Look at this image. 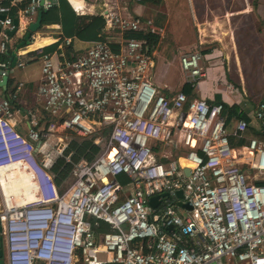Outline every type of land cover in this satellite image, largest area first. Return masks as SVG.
Returning a JSON list of instances; mask_svg holds the SVG:
<instances>
[{"label": "built area", "instance_id": "2783aa9c", "mask_svg": "<svg viewBox=\"0 0 264 264\" xmlns=\"http://www.w3.org/2000/svg\"><path fill=\"white\" fill-rule=\"evenodd\" d=\"M124 4L105 0L103 9L120 37L71 58L40 50L42 110L30 111L27 135L11 121L23 84L0 101V187L19 170L35 196L23 204L5 197L8 264H264V139L234 143L248 120L221 102L164 90L155 49L129 36L155 33L153 22ZM52 5L29 0L19 15L30 24ZM12 10L0 0L1 80L12 70L9 32L19 27ZM254 116L264 136V97ZM84 139L100 150L74 162L69 146ZM60 158L73 164L61 184L53 170Z\"/></svg>", "mask_w": 264, "mask_h": 264}, {"label": "crops", "instance_id": "0c3cea01", "mask_svg": "<svg viewBox=\"0 0 264 264\" xmlns=\"http://www.w3.org/2000/svg\"><path fill=\"white\" fill-rule=\"evenodd\" d=\"M9 1L13 7H18L19 10L24 8L23 6H27L29 2V0ZM46 1L51 2L53 4L52 6H61L63 2L62 0ZM120 1L123 4L125 3L123 0ZM129 1L130 3H128ZM104 2L105 0H65L63 11L65 13L71 12V14L75 12L74 23L69 33H66L64 29V25H66L67 22L64 24V17L61 12L60 21H53L48 24H43L42 22V27L37 32H33L34 37L32 36L33 38H30V40H26V35L29 32V25L31 23L27 24L26 19L19 15L18 10L19 27L15 32H9V50L4 55L6 60L10 62L12 70L8 79V84L5 86L0 84V101L11 97L17 85L19 83L23 84L19 92V99L12 101L15 106V113L11 120L16 129L22 134L27 135L28 133L30 111L40 110L41 112L42 110V105L37 96L41 84L42 63L40 60V50L58 42L62 38L64 42L61 41L58 50L51 52L56 59H63V56L71 58V55L86 50L96 41V39L93 38L95 30L93 28H87H90L89 23L90 21L92 22L94 18H105L103 15ZM128 2L124 5L129 6L128 8L131 14L149 15L147 6L142 5L143 2H140V0H128ZM191 2V6L189 7V22L185 18L183 22L186 31L189 29L191 46L194 48L196 47V51L198 52L202 51V54H205L203 57L205 56V58H212L215 60L213 63L210 62L212 63L210 67L207 65V68H209V79L207 78L208 80L199 82L197 89L194 87L193 91L198 97L217 101L216 96L220 95L222 100L230 106L235 104L240 105L241 110L249 117L248 121L250 122V127L248 130L252 129V132L262 135L257 128L258 122L254 116L255 108L253 109L251 107L253 105L243 103L239 98L234 100L232 97L235 96H231L232 90L228 87L221 89V93H219L215 87V83H213V79L220 75H238V79L243 80V77L247 75H255L257 78L264 81V2L257 7L253 2L250 3L248 0H237V5L232 4L231 0H191ZM49 8L46 9L48 10ZM230 17H232L235 25L241 29V31L237 32L238 34L232 31L234 35V46L230 49L232 51L228 50L222 41L225 34L224 23H226V20L230 21ZM146 20L148 21L150 19ZM99 23H101V21H99L98 24ZM105 26H107L106 22ZM96 30L98 31V37H102V39L107 38L110 32L108 27L107 32L106 28H97V26ZM65 34H67V36H65ZM157 34L160 36L159 32ZM238 37L242 39V43L240 41L238 42ZM38 38H41L39 40L51 39L52 41L44 43L40 47H32L33 44L37 42ZM66 39H71L69 45ZM169 44L172 45V42ZM210 48L213 49L210 50ZM156 52L155 49L154 53ZM200 58V56L195 58L197 60V66L194 68L199 67L198 59ZM253 58H256V61L251 63ZM18 61H23L26 65L21 67L18 65ZM205 63L209 64L208 62ZM154 79L164 90H175V88H177V84L174 80L173 84H169L162 77L160 65L157 70L156 78L154 75ZM186 83L187 82H185L183 86H185ZM196 90H198V93ZM213 90H216V93H213ZM45 120L49 121V118L45 117L42 123H45ZM252 137L257 136L253 135L249 137L248 134L245 136L247 141ZM183 162L187 163L185 160H183ZM14 174L20 175L22 184L30 180L22 171L16 170L9 175L14 176ZM4 181L5 187H7L9 181ZM1 188H3L4 191V187L2 186Z\"/></svg>", "mask_w": 264, "mask_h": 264}, {"label": "rangeland", "instance_id": "374dc122", "mask_svg": "<svg viewBox=\"0 0 264 264\" xmlns=\"http://www.w3.org/2000/svg\"><path fill=\"white\" fill-rule=\"evenodd\" d=\"M123 1L125 3L128 2V0ZM231 1L232 4L237 5V0ZM248 1L250 3L253 2L256 7L264 2V0ZM128 3H130V1ZM191 3V0H162L160 4L142 3V5L147 6L149 15L139 14L142 19L152 20L153 28L160 33L161 39L159 40V44L156 47L157 52L155 53V78L158 67L160 65L162 77L167 81V83L173 84L174 80L177 84V88H175L174 91L182 90L185 82L193 83L194 87H196L197 89V85L199 82L209 79V68H207V65H209L210 67L211 64L215 61L212 58L208 59L205 58V56L203 57V55L205 54H202V51L198 52L196 51V47L194 48L193 46H191L189 29L188 31H186L183 26V22L185 19L189 22V7L191 6ZM229 19L230 21L226 20V23H224L225 34L224 39L222 40L224 46L228 50L232 49L234 46V35L232 34V31H234V33L241 31L240 27H237V25H235L232 17H230ZM108 36L111 39H115L121 36V32L118 29H114L109 32ZM239 41L241 43L243 42L240 37H238V42ZM171 42L172 45L169 44ZM211 49L213 48H210V50ZM196 55L200 56L201 58L198 59L199 67L197 68V70L199 71V73L197 75H194L193 69L190 65H188V62L190 60H194ZM255 61L256 58H253L251 60V63H254ZM205 62H208L209 64H206ZM213 83H215V87L217 88L219 93H221V89L228 87L232 90L231 96L234 95L236 97H232L234 98V100H237V98H239L241 99V101H243V103L253 105L251 106L253 109L256 107L257 103L264 97V81L257 78V76L255 75H247L243 77V80L238 79V75H220L219 77L213 79ZM196 91L198 93V90ZM214 92L216 93V90H213V93ZM14 176L9 175L10 181L7 187H5V181L3 180L2 182L7 199L16 196L18 203H24L26 202V199L30 200L32 197H34V194H31V181L29 180L25 182V184H22L20 175L18 176L14 174ZM64 186H66V183L62 184L60 187L62 188ZM4 199L5 196L2 188L0 187V211L5 207ZM4 264H8L7 257H5Z\"/></svg>", "mask_w": 264, "mask_h": 264}, {"label": "trees", "instance_id": "16d2710c", "mask_svg": "<svg viewBox=\"0 0 264 264\" xmlns=\"http://www.w3.org/2000/svg\"><path fill=\"white\" fill-rule=\"evenodd\" d=\"M62 1L63 2L61 4V6H52L48 10H46V12H44L43 24H48V23H51L53 21H60V19H61L60 13L62 12L63 17H64V24H65V22H67V24L64 25V29H65L66 33H69V30L72 28L73 23H74V15H75L74 13L75 12H73V14H71V12L65 13L63 11V6L65 3V0H62ZM141 1L143 3L160 4L162 0H141ZM3 2L5 4H11L9 0L8 1L4 0ZM23 7H25V6H23ZM18 10H19L18 7H13V10H12L13 17H15V18L18 17ZM95 21H96L97 28L102 27V29H104L105 28V18H103V17L94 18L93 21L92 22L90 21V23H89L90 28L89 27L87 28V29L93 28L95 30L93 38L96 40H100V39H102V37H98V31L96 30ZM99 21H101V23L98 24ZM65 36H67V34H65ZM129 36L148 39L151 49H153L154 46H157L159 43V40H160V36L158 34H155V33L145 34L143 31L130 33ZM39 39H41V38H38L37 42L35 44H33L32 47H40L42 44L52 41L51 39H42V40H39ZM62 39H60L58 42H56L54 44H51V45L44 47L42 49L43 52L51 53V52L58 50V47H59L61 41L64 42ZM193 89H194V85L191 82H187L184 86V90L190 94L191 98L196 96V93H193ZM216 99L218 102H222L224 104L226 111H229L231 113V116L236 114L239 117H244L247 120H249V117L247 116V114L241 110L240 105L235 104L233 106H230L228 103L223 102L220 95H217ZM246 134H248L249 137L255 135L259 139H264L263 135H258L256 133L252 132V129H249ZM232 141L234 143L239 144V145H244L248 142L247 138L240 139V140H235L233 138ZM99 150H100V147L97 144H95L92 140H89V139H84L81 141L73 140L69 146L67 153H70L73 151L72 160L74 162H78L81 159L92 160L95 157V155L99 152ZM72 167H73V164L70 162H67V160L65 158L59 159L57 165L53 169L54 172L58 175L56 177V180L59 184H61V182L69 175ZM103 264H117V263L105 262Z\"/></svg>", "mask_w": 264, "mask_h": 264}, {"label": "water", "instance_id": "95a60500", "mask_svg": "<svg viewBox=\"0 0 264 264\" xmlns=\"http://www.w3.org/2000/svg\"><path fill=\"white\" fill-rule=\"evenodd\" d=\"M44 2H45V0H42V5H44ZM46 10H47L46 8H42L39 11L37 19L29 25V32L26 35V40H30V38L33 35V32H37L42 27L43 16H44V12H46ZM16 30H14L13 32H15ZM0 84L4 85V86L7 85L8 84V77H4L2 80L0 79ZM186 171L189 174L190 170L187 169ZM177 194L180 197H183V191L182 190H179L177 192ZM164 195H168V193H164ZM150 204L154 207H157L159 204V195L151 197L150 198ZM183 206L187 207V208H191V205L189 203H184ZM169 228L171 230L173 229L172 226H170ZM2 231H3V227H2V222L0 219V264H4V248H3Z\"/></svg>", "mask_w": 264, "mask_h": 264}, {"label": "clouds", "instance_id": "9594fccd", "mask_svg": "<svg viewBox=\"0 0 264 264\" xmlns=\"http://www.w3.org/2000/svg\"><path fill=\"white\" fill-rule=\"evenodd\" d=\"M140 2H142L141 0H140ZM42 8H46V7H42ZM41 8V9H42ZM134 15V14H133ZM136 16H139V17H141L140 15H136ZM142 18V17H141ZM145 21H146V19H144ZM105 22H106V19H105ZM105 28H106V31H107V26H105ZM143 31V30H142ZM144 32V31H143ZM145 33V32H144ZM146 33H148V32H146ZM145 33V34H146ZM149 33H152V32H149ZM155 34H157V32H155ZM101 40V39H100ZM154 49H156V46H154ZM198 56L196 55L195 56V58H197ZM194 58V60H190L189 61V63H191L190 64V66H191V68H193V74L194 75H197L198 73H199V71L197 70V68H194L195 66H197V60ZM194 85V84H193ZM183 90H184V87H183ZM193 93H195L194 91H193ZM189 94V93H188ZM190 95V94H189ZM195 97H198L197 95L195 96ZM195 97H193V98H195ZM201 98V97H200ZM203 98V97H202ZM209 100H211V99H209ZM218 102V101H217ZM224 102V101H223ZM222 103V102H221ZM236 115V114H235ZM242 118H244V117H242ZM244 119H246V118H244ZM247 120V119H246ZM249 122V121H248ZM3 248H4V244H3ZM4 262H5V254H4Z\"/></svg>", "mask_w": 264, "mask_h": 264}, {"label": "bare ground", "instance_id": "6f19581e", "mask_svg": "<svg viewBox=\"0 0 264 264\" xmlns=\"http://www.w3.org/2000/svg\"><path fill=\"white\" fill-rule=\"evenodd\" d=\"M190 64H191V63L188 62V65H190ZM30 181H31V180H30ZM31 185H32V184H31ZM2 190H3V188H2ZM3 193H4V191H3ZM31 194H34L33 191H32ZM4 195H5V193H4ZM5 197H6V195H5ZM6 198H7V197H6ZM34 198H35V196L32 197L30 200H27V199H26V202H24V203L30 202V201H32ZM4 200H5V199H4ZM20 204H23V203H20Z\"/></svg>", "mask_w": 264, "mask_h": 264}]
</instances>
